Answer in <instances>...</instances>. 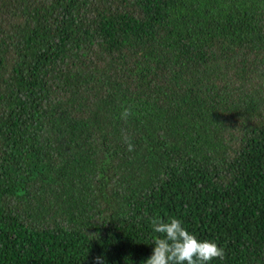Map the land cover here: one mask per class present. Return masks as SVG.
Returning <instances> with one entry per match:
<instances>
[{"label":"trees","instance_id":"obj_1","mask_svg":"<svg viewBox=\"0 0 264 264\" xmlns=\"http://www.w3.org/2000/svg\"><path fill=\"white\" fill-rule=\"evenodd\" d=\"M156 216L264 264V0H0V264H144Z\"/></svg>","mask_w":264,"mask_h":264},{"label":"clouds","instance_id":"obj_2","mask_svg":"<svg viewBox=\"0 0 264 264\" xmlns=\"http://www.w3.org/2000/svg\"><path fill=\"white\" fill-rule=\"evenodd\" d=\"M132 114L131 108L124 107L121 118L127 119ZM128 150L133 145L126 141ZM153 232V251L144 264H209L214 259L223 260L226 256L223 247L212 240H200L190 233L180 219L164 220L159 216L151 217ZM93 264H104L102 257H96Z\"/></svg>","mask_w":264,"mask_h":264}]
</instances>
